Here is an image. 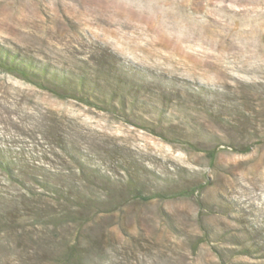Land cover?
Segmentation results:
<instances>
[{
  "label": "rangeland",
  "instance_id": "rangeland-1",
  "mask_svg": "<svg viewBox=\"0 0 264 264\" xmlns=\"http://www.w3.org/2000/svg\"><path fill=\"white\" fill-rule=\"evenodd\" d=\"M0 43L78 71L108 49L178 94L146 114L162 137L0 70V151L31 168H0V264H264V0H0ZM128 165L146 195L194 192L134 201ZM44 173L113 211L56 231Z\"/></svg>",
  "mask_w": 264,
  "mask_h": 264
},
{
  "label": "trees",
  "instance_id": "trees-1",
  "mask_svg": "<svg viewBox=\"0 0 264 264\" xmlns=\"http://www.w3.org/2000/svg\"><path fill=\"white\" fill-rule=\"evenodd\" d=\"M0 70L17 76L30 82L41 89L47 90L55 96L61 98H73L87 105L95 106L105 111L118 113L121 119L129 122H138L142 128L149 130L160 136H165L166 117H159L157 121L150 120L146 114H153L163 107L174 103L178 97L173 91L156 85L155 81H150L148 77L139 69H131L121 65L118 57L108 49L96 52L89 57V62L83 65L80 71L75 69H60L50 62H43L36 57L23 53L20 50H13L0 43ZM176 96V97H175ZM166 106V107H165ZM187 116H191L187 113ZM163 129V131H162ZM43 134L51 136V130L42 126ZM178 136V134L171 132ZM50 134V135H49ZM179 137V136H178ZM175 137L173 140H178ZM66 150L65 147L62 145ZM211 156L215 151H210ZM17 158V157H16ZM15 157H6L0 151V168L8 174L9 178L18 179L22 175H27L31 168L26 165H19L20 161ZM83 173L82 169H79ZM126 178L117 180L131 196L134 201H149L153 198H170L177 196H191L192 189H182L179 191L167 192L166 190L157 191L151 195H146L142 189L140 178L141 170L133 165L125 168ZM72 175H68L65 183L59 186L51 182V176L47 173L41 175L39 182L43 184L48 193L43 197L53 198L56 207L48 204L42 198L43 205L34 208V215L40 220L47 218L55 225L58 231L61 227H68L69 222H78L79 227L83 226L89 215L97 216L103 212H112V209L100 210V203L96 201L95 183L90 180L82 179V184L72 182ZM123 184V185H122ZM120 187V186H119ZM32 189H28L21 196L30 195ZM124 191V190H123ZM123 191H116L122 196ZM13 194L0 192V198H12ZM16 197V196H15ZM40 202V203H41ZM121 202V201H120ZM46 205V206H45ZM32 209L31 206H28ZM92 216V217H94ZM69 218V219H66ZM47 222V223H50Z\"/></svg>",
  "mask_w": 264,
  "mask_h": 264
}]
</instances>
